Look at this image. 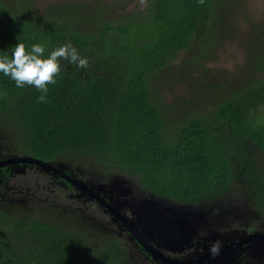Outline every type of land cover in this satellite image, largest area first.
<instances>
[{
  "label": "trees",
  "instance_id": "trees-1",
  "mask_svg": "<svg viewBox=\"0 0 264 264\" xmlns=\"http://www.w3.org/2000/svg\"><path fill=\"white\" fill-rule=\"evenodd\" d=\"M131 2H59L37 13L27 0H0V56L11 58L21 42L29 50L43 45L47 57L71 42L90 64L62 61L46 103L37 102L35 87L17 88L0 73V135L10 124L13 152L108 172L176 209L219 201L238 181L264 210L257 158L264 157V114H254L264 105V22L248 32L241 81L229 88L218 82L206 94L195 88L187 113L172 116L159 90L189 71L200 72L191 80L204 84L199 65L233 35L228 17L241 7L238 0H146L128 9ZM10 210L0 208V264H121L127 255L118 238L93 241L15 203Z\"/></svg>",
  "mask_w": 264,
  "mask_h": 264
},
{
  "label": "flooded vegetation",
  "instance_id": "flooded-vegetation-1",
  "mask_svg": "<svg viewBox=\"0 0 264 264\" xmlns=\"http://www.w3.org/2000/svg\"><path fill=\"white\" fill-rule=\"evenodd\" d=\"M5 135H13L12 132L0 135V161L7 160L13 156L22 158L28 157L22 153L7 150L11 141L2 139ZM13 144V143H12ZM11 144V145H12ZM10 145V146H11ZM53 164H60L59 171L43 172L40 167L29 163H9L0 167V208H13V193H21L27 199L30 197L35 199L34 188L43 186L51 187L52 190H58L56 196L48 201L58 204L60 207L78 213L92 222H96L99 226L106 230L107 235L115 233L119 240L132 249V251L142 258L146 264H160L151 258V255L138 243V239L128 230L127 223H134L133 230L150 244L156 245V241L147 238L139 226L135 225V217L132 209L140 202H147L152 196L144 193L136 184L126 183V180L114 178L111 180L94 179L92 176L88 178L87 174L79 167L64 164L61 161H53ZM30 172H35L44 179L43 183L36 180L33 184L18 185L13 182L14 178L23 177ZM66 176L75 179L79 178L87 185L86 189L79 188L71 184ZM86 176V177H85ZM31 188V191H30ZM14 189V190H13ZM35 189V190H37ZM29 191V192H27ZM42 199V198H40ZM37 201V200H36ZM5 203L6 206L1 207ZM68 206V207H67ZM70 207V208H69ZM179 215L186 221H189L194 228L193 233L189 232L183 239V243L178 246L182 248L180 251L169 252L173 259L187 264H264V247L258 253L249 254L247 249L251 246V242L247 239L251 233H264V217L259 221H254L249 227H231L224 229L226 225L222 219L212 214L207 217V213L200 208H192L182 206L179 208ZM91 211V212H90ZM225 213V210H224ZM194 214V216H192ZM264 215V213H263ZM124 217L125 220H122ZM219 219V220H218ZM211 230H213L211 232ZM237 231L238 235H233L232 231ZM248 236V237H247ZM244 239V243L239 245V241ZM144 240V241H146ZM213 243L219 244L221 247L228 245L226 254L216 255L215 260L207 259L206 255L210 253L209 249ZM255 255V256H254ZM215 261V262H214ZM214 262V263H212Z\"/></svg>",
  "mask_w": 264,
  "mask_h": 264
},
{
  "label": "rangeland",
  "instance_id": "rangeland-1",
  "mask_svg": "<svg viewBox=\"0 0 264 264\" xmlns=\"http://www.w3.org/2000/svg\"><path fill=\"white\" fill-rule=\"evenodd\" d=\"M27 1L32 5L33 11L40 13L42 8L52 3H65L69 1L85 2L89 0ZM238 2L241 7L240 12L229 16V22L227 23L229 25V30L232 31L233 35L231 37H227V35H225V37L221 40V43L217 45V49L214 51V54L210 58L202 60L201 65H199L205 67L204 72L206 75L203 81L205 85L200 83V86L196 81L191 80L193 78H198L200 76V72L189 71L187 78L184 74H181V77H179L176 81L170 80L168 84H166V87L159 90L158 95L162 103L161 106L164 107L165 110H168L169 113L172 112V116L181 115L179 114L180 112L187 113L199 91H203L206 94V90H208L207 88L209 87L213 89L214 87H217L219 84L218 82L228 85L227 88L233 87L238 81H241L246 72L248 73L246 64L250 60L249 54L251 48L247 46L246 40L249 37L248 32L252 29L251 26L254 29H259V24L264 22V0H238ZM135 6H142L140 4V0H132L128 9ZM185 57V53L182 52L177 57V63ZM194 69L199 70V67L196 66L192 70ZM258 76L263 75L259 73ZM197 87H199L198 92L193 93L194 89ZM254 114L257 118L261 119L264 114V105L258 107ZM2 120L3 119L0 117V133L1 131H5V129L2 128ZM14 126L15 125L13 123V129ZM10 127L11 125L9 124L7 132H10ZM2 139L11 141V144L13 143V135H5ZM10 145L7 147V150H13L16 148H13V144L11 146ZM257 158L260 163L261 173L264 175V157L257 156ZM81 169H83L82 171L87 174L86 176H88V178L92 176L95 180H111L115 177V175H110L108 172H104L93 167L89 169ZM36 180H39L40 183L44 182V179L35 174V172H30L23 177L14 178L13 182H16L18 185H23L25 183L33 184ZM126 183H131V181H126ZM244 185V183L242 185V182L240 183L235 181L234 186L219 201L208 200L197 204L192 208H200L204 210L207 213V217L212 214L218 215L220 213L221 217L215 216V219L220 218L223 220L226 224L223 227L224 229H228L230 226L234 228L249 227V225L254 221H259L264 217V210L254 208L252 205V190L247 186L245 188ZM51 190L52 188L47 186L34 190L33 192L38 195L37 199H35L36 197H30L27 199L20 192H14L13 203H15L21 210L24 209L25 212H32L34 218H41L51 222L62 223L69 228H78L79 231L86 232V234L89 235L93 241H99L109 236L107 235L108 233L106 230L99 226L96 222H92V220L87 217H84L76 212L74 213L73 211L60 207L58 204L48 201L52 198V196L57 195L56 192L58 190ZM4 206H6V204L2 203L1 207ZM10 213L13 214V208H11ZM212 231L213 230H211V232ZM232 234L236 236L238 235L237 231L234 230L232 231ZM110 236L118 238L115 233ZM247 249L249 250V254L252 255L255 253L251 246ZM262 250L263 248H260L258 252ZM121 264L146 263L142 261V258L137 256L132 249L127 247V255Z\"/></svg>",
  "mask_w": 264,
  "mask_h": 264
},
{
  "label": "water",
  "instance_id": "water-1",
  "mask_svg": "<svg viewBox=\"0 0 264 264\" xmlns=\"http://www.w3.org/2000/svg\"><path fill=\"white\" fill-rule=\"evenodd\" d=\"M17 161L36 165L40 167L43 172L59 171V168L61 167L60 164L36 160L32 157L19 158L16 156L0 161V167L12 162L16 163ZM66 179L71 184L86 189L85 185L87 184L81 179H72L68 176H66ZM132 210V214L135 217V225L139 226L147 238L156 241V245H152L146 239L139 236V234L132 229L134 223L130 221L127 223V228L138 239V243L144 247L154 261L159 262L160 264H178L179 261L173 259L169 254H165L163 251H180L182 248L175 245L183 243L182 239L189 232L193 233L194 231L193 225L179 215V211L181 210L155 198H149L147 202L138 203ZM192 216H194V214ZM121 219L125 220L124 217H121ZM244 239L242 238L239 241V245L244 243ZM247 239L251 242V247L255 252H258L260 248L264 247V233H251ZM228 248V245L221 247L220 253L222 255L226 254ZM206 257L208 260L216 259V255L213 256L211 253L207 254ZM187 263L182 262L181 264Z\"/></svg>",
  "mask_w": 264,
  "mask_h": 264
},
{
  "label": "clouds",
  "instance_id": "clouds-1",
  "mask_svg": "<svg viewBox=\"0 0 264 264\" xmlns=\"http://www.w3.org/2000/svg\"><path fill=\"white\" fill-rule=\"evenodd\" d=\"M198 3L203 4L204 0H198ZM140 4L146 6V0H140ZM44 53L45 47L41 44H34L29 50L19 42L13 48L11 58L8 55L0 56V73L14 81L17 88L35 87L41 93L37 97L38 103L47 102L48 85L57 83L62 61L75 64L80 69L90 67L89 60L81 56L71 42L53 49L47 57ZM219 250L218 243H213L209 249L213 256L218 255Z\"/></svg>",
  "mask_w": 264,
  "mask_h": 264
}]
</instances>
